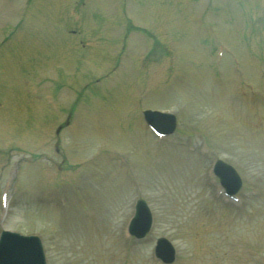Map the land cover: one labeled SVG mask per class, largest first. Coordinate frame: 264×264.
I'll return each instance as SVG.
<instances>
[{"label":"rangeland","instance_id":"rangeland-1","mask_svg":"<svg viewBox=\"0 0 264 264\" xmlns=\"http://www.w3.org/2000/svg\"><path fill=\"white\" fill-rule=\"evenodd\" d=\"M76 1L85 15L78 24L67 14L74 0L28 5L0 0V38L9 36L0 49V194L16 157L25 160L0 231L39 235L50 264H158L152 256L159 236L179 247L178 264H261L264 130L253 126L256 105L237 96L239 82L255 85L264 114V0H241L242 5L217 0L215 11L223 10L232 24L219 16L213 39L192 36L177 0H128L133 20L150 30L149 36L127 38L131 58L128 50L122 53L117 75L100 83L96 78L110 66L104 59L115 55L111 28L119 25L109 17L106 0H88L84 6ZM68 30L78 34L67 36ZM219 44L239 55L242 77L226 59L224 78L214 79L207 57ZM102 47L111 53L98 66ZM65 64L69 68L63 71ZM34 69L52 81L43 86L57 96L55 109L75 107L61 134L60 153L54 138L59 111L43 96L27 94ZM55 74L66 83L59 93L62 82ZM142 108L175 113L181 132L192 131L197 144V132L209 139L211 157L201 162L180 146H156L139 114ZM9 149L13 155L4 152ZM118 152L127 164L117 162L113 154ZM214 157L229 161L242 175L241 206L233 208L238 213L219 200V209L209 213L215 205L204 190L210 182L202 169ZM135 179L147 186L144 192H129L136 190ZM139 196L152 206L154 229L146 241L130 243L122 229Z\"/></svg>","mask_w":264,"mask_h":264},{"label":"water","instance_id":"water-1","mask_svg":"<svg viewBox=\"0 0 264 264\" xmlns=\"http://www.w3.org/2000/svg\"><path fill=\"white\" fill-rule=\"evenodd\" d=\"M17 251V252H16ZM6 252L5 249L0 247V261H2L1 264H42V261L40 259L32 258L26 256L24 253L26 252H19L18 250Z\"/></svg>","mask_w":264,"mask_h":264}]
</instances>
